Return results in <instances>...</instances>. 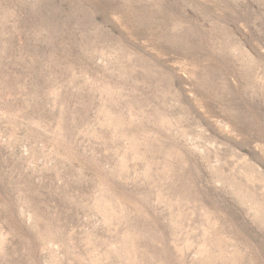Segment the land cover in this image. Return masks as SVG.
Listing matches in <instances>:
<instances>
[{
    "label": "rangeland",
    "instance_id": "obj_1",
    "mask_svg": "<svg viewBox=\"0 0 264 264\" xmlns=\"http://www.w3.org/2000/svg\"><path fill=\"white\" fill-rule=\"evenodd\" d=\"M0 264H264V0H0Z\"/></svg>",
    "mask_w": 264,
    "mask_h": 264
}]
</instances>
